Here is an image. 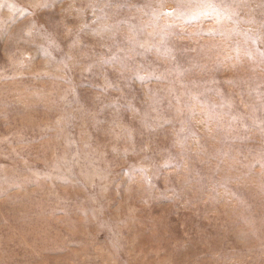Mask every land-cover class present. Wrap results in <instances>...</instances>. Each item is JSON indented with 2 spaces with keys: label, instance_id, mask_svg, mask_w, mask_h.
<instances>
[{
  "label": "rangeland",
  "instance_id": "1",
  "mask_svg": "<svg viewBox=\"0 0 264 264\" xmlns=\"http://www.w3.org/2000/svg\"><path fill=\"white\" fill-rule=\"evenodd\" d=\"M0 264H264V0H0Z\"/></svg>",
  "mask_w": 264,
  "mask_h": 264
}]
</instances>
